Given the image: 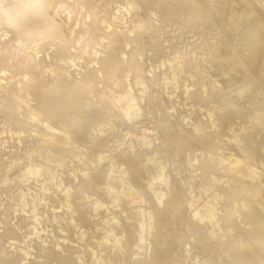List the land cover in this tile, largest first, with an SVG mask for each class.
Returning a JSON list of instances; mask_svg holds the SVG:
<instances>
[{
  "label": "rangeland",
  "instance_id": "374dc122",
  "mask_svg": "<svg viewBox=\"0 0 264 264\" xmlns=\"http://www.w3.org/2000/svg\"><path fill=\"white\" fill-rule=\"evenodd\" d=\"M197 1L180 0L176 7L175 0H49L47 14L58 23L61 42L33 37L28 50L15 41L13 27L2 30L0 17V264H59L63 258L73 264H144L149 258L151 264H264V247L252 239L264 236V0ZM93 33L90 48L84 47L83 37ZM117 63L124 82L111 76ZM129 87L134 97L149 92L134 107L142 116L120 119L121 108L105 116L106 101ZM69 100L78 107H68ZM34 112L39 116L31 118ZM236 156L258 166L255 173L249 164L240 166L246 190L237 218L226 224L233 205L228 195L244 187L229 174ZM142 167L140 179L126 173ZM108 185L130 199L114 206ZM156 191L164 196L159 205ZM139 196L144 201L135 203ZM210 204L212 218L205 214ZM156 212L143 246L164 223L169 242L141 250L139 223ZM249 217L257 224H247ZM248 238L249 249L229 251L232 242Z\"/></svg>",
  "mask_w": 264,
  "mask_h": 264
},
{
  "label": "bare ground",
  "instance_id": "6f19581e",
  "mask_svg": "<svg viewBox=\"0 0 264 264\" xmlns=\"http://www.w3.org/2000/svg\"><path fill=\"white\" fill-rule=\"evenodd\" d=\"M6 1H9V4H8V6H4L3 4H4V2H6ZM176 2H175V6L176 7H178L179 5H180V0H175ZM233 1V0H232ZM242 1V0H241ZM189 2L191 3V4H196L198 1L197 0H189ZM234 4V3H233ZM235 5V4H234ZM48 6H49V0H0V17H1V19L3 20V25L4 26H2V30H5L6 28H9V27H13V29H15L19 34L17 35L18 37L15 39V41H17L18 42V44L19 45H23L24 46V48L26 49V50H28V49H30V48H32V46L31 45H28V40H30L31 38H33V37H43V38H51V39H54V40H60V42H61V39H62V37H61V35H60V33H59V29H58V23L53 19V18H51V17H49V15L47 14V8H48ZM70 9V8H69ZM71 10V9H70ZM212 10V9H211ZM252 11H253V9H252ZM231 12V11H230ZM94 14V13H93ZM95 18V17H94ZM21 21H23V22H21ZM224 28V27H223ZM229 30V29H228ZM92 31V30H91ZM229 32V31H228ZM90 33V32H89ZM92 33V32H91ZM226 33V32H225ZM233 34V33H232ZM231 34V35H232ZM93 35H94V33L93 34H90V35H86V36H84L83 37V45H84V47H88L89 46V48H90V43H93V42H91V41H93ZM215 37V36H214ZM232 37V36H231ZM209 40V39H208ZM225 41V40H224ZM216 42H217V40H216ZM113 43V42H112ZM208 43V42H207ZM211 43V42H210ZM209 43V44H210ZM221 43H223V42H221ZM232 43V42H231ZM238 43V42H237ZM236 43V44H237ZM235 44V43H234ZM208 45V44H207ZM215 45V44H214ZM224 45V44H223ZM251 45V44H250ZM139 46V45H138ZM235 46V45H234ZM20 47V46H19ZM229 48H230V46H228ZM212 48V47H211ZM215 48V47H214ZM227 48V47H226ZM206 49V48H205ZM209 49V48H208ZM218 49L220 50V47H218ZM240 49V48H239ZM238 49V50H239ZM9 51L11 50V48H9L8 49ZM85 50H87V49H85ZM91 50V49H90ZM213 50V49H212ZM217 50V49H216ZM218 51V50H217ZM216 51V52H217ZM256 51V50H255ZM87 52H88V50L86 51V54H87ZM7 53V52H6ZM13 53V52H12ZM204 53V52H203ZM209 53V52H208ZM232 53V52H231ZM9 54V53H8ZM85 54V53H84ZM236 54V53H235ZM240 54V53H239ZM244 54V53H243ZM111 55V54H110ZM219 55V54H218ZM217 55V53H216V56H218ZM225 55H227V54H225ZM231 56H232V54H230ZM237 55V54H236ZM256 55H258L257 54V51H256ZM4 56V55H3ZM7 56V55H6ZM19 56H21V55H19ZM22 56L25 58L26 56H27V54L25 53V54H22ZM228 56V55H227ZM22 57V58H23ZM133 57H135L134 56V54H133ZM224 57V56H223ZM230 57V56H229ZM8 58V57H7ZM250 58H252L251 57V54H250ZM20 59V58H19ZM26 59H28V58H26ZM108 59V58H107ZM0 60H1V58H0ZM105 60V59H104ZM254 59H252V61H253ZM134 61V60H133ZM228 61V60H227ZM2 63H3V61H1ZM137 62V61H136ZM229 62H232V60L231 61H229ZM247 62V61H246ZM101 63H103V61L101 62ZM119 63H120V61H119ZM233 63V62H232ZM138 64V63H137ZM29 65V64H28ZM28 65H26V66H28ZM31 65V64H30ZM117 65H119L118 63H117ZM228 65V64H227ZM114 66H116V64L114 65ZM134 66V65H133ZM230 66V65H229ZM235 67H236V65H234ZM233 66V67H234ZM237 66H239V65H237ZM242 65H240V67H241ZM21 67H24V65L23 66H21ZM29 67V66H28ZM232 67V68H233ZM240 67H237V68H240ZM208 68V67H207ZM242 68L244 69V67L242 66ZM252 68V67H251ZM137 69V68H136ZM228 69V68H227ZM235 69V68H234ZM233 69V70H234ZM241 69V68H240ZM243 69H241V70H243ZM125 70V69H124ZM123 70V68H122V66L121 65H119V66H117V67H115V70H114V72L112 73V75L111 76H115L116 77V75L118 76H121V81H123L124 82V78H125V73L123 72L124 71ZM132 70H133V68H132ZM230 70H231V68H230ZM108 71V70H107ZM133 71H135V70H133ZM245 71V70H244ZM228 72V71H227ZM233 72V71H232ZM246 72V71H245ZM248 72V71H247ZM246 72V73H247ZM107 73V72H106ZM109 73V72H108ZM107 73V76H105L106 77V79H107V77H109V79H111V77L110 76H108L109 74ZM236 73V72H235ZM237 74V73H236ZM34 75V74H33ZM118 76V77H119ZM114 77V78H115ZM96 79V78H95ZM95 79H94V81H95ZM113 79V78H112ZM88 80V79H87ZM92 80V79H91ZM97 80V79H96ZM108 80V79H107ZM116 80H118V79H116ZM262 80V79H261ZM90 82V81H89ZM115 82V81H114ZM116 83V82H115ZM118 83H119V80H118ZM122 83V82H121ZM138 83H141V81H140V79H137L136 80V84H138ZM36 85V84H35ZM117 85H120V84H117ZM250 85H252V84H250ZM118 87V86H117ZM32 88V87H31ZM20 89V88H19ZM33 89V88H32ZM248 89H249V86H244L241 90H240V93L241 94H244L245 92H247L248 91ZM16 90H18V88L16 89ZM22 90V89H21ZM213 91V90H212ZM19 92V91H18ZM30 92H32V91H30ZM52 92V91H51ZM14 93V92H13ZM16 93V92H15ZM21 94V93H20ZM148 94H149V92H148V90L147 89H143V91L139 94V95H137V96H132V87H129L125 92H123L121 95H119V96H117V97H113V98H109L107 101H106V106L105 107H107L106 109H107V112H104L105 114L107 113L108 115H110L111 117L112 116H114V114H115V110H118V109H120L121 108V110L116 114L120 119H124V120H134V119H138V117H141L139 114H137V113H135V111H134V107L138 104V103H140V102H142L147 96H148ZM211 94V93H210ZM18 95V94H17ZM212 95V94H211ZM217 95V94H216ZM198 96V95H197ZM211 97V96H210ZM58 98V97H57ZM65 100H67V99H65ZM127 100H131L132 102H130V104L128 105V106H126V107H124L123 105H124V103L127 101ZM27 101V100H26ZM55 101V100H54ZM58 102V101H57ZM203 102V101H202ZM214 102V101H213ZM9 103H11V102H9ZM65 103H66V105L68 106V107H71V108H76V107H78V101L77 100H73V101H65ZM225 103V102H224ZM219 104V103H218ZM11 106V105H10ZM40 106V105H39ZM42 106V105H41ZM47 106V105H46ZM218 106V105H217ZM138 107V106H137ZM222 107V106H221ZM38 109H39V107H38ZM67 109V108H66ZM137 109V108H136ZM163 109V108H162ZM41 111H42V109H41ZM68 111V110H67ZM16 113H18V112H16ZM39 114V113H38ZM37 113H32L31 115H30V117L31 118H35V117H38L39 115H38ZM48 113L47 112H45V113H43V116H41L44 120H45V122L49 119V117H48V115H47ZM59 114V113H58ZM67 114V113H66ZM107 114L105 115V116H107ZM101 115H102V113H101ZM60 116V115H59ZM166 116V115H165ZM228 116H229V114H228ZM257 116V115H256ZM104 117V116H103ZM258 117V116H257ZM101 119H103V118H101ZM51 120V119H50ZM72 120V119H71ZM256 120V119H255ZM87 122V121H86ZM89 123V122H88ZM163 123L165 124V127H169L170 126V120L168 119V118H166L165 120H163ZM69 125L70 126H74V123L71 121L70 123H69ZM86 125H87V123H86ZM182 128V127H181ZM253 129V128H252ZM183 130V129H182ZM178 130H176V132H177ZM215 131V130H214ZM231 132V131H230ZM186 133H188L187 131H186ZM212 133V132H211ZM224 135V134H223ZM164 135L162 134V137L160 136V140L163 142V137ZM197 136V135H196ZM187 138H188V136H186ZM185 137V138H186ZM205 137H207V136H205ZM61 140L60 141H62V138H60ZM64 139V138H63ZM59 140V139H58ZM65 140L67 141V139L65 138ZM184 140H186V139H184ZM64 141V140H63ZM47 142V141H46ZM51 142H52V140H51ZM185 142V141H184ZM183 142V143H184ZM62 143V142H61ZM64 143H66V142H64ZM68 143V142H67ZM66 143V144H67ZM218 143H219V141H218ZM63 144V143H62ZM221 144V143H220ZM54 145V144H53ZM59 146H60V144H58ZM165 146V145H164ZM163 146V147H164ZM54 149V148H53ZM56 151V150H55ZM214 152V151H213ZM229 152V151H228ZM57 153V152H56ZM61 153V152H60ZM59 154V153H58ZM130 154V153H129ZM176 155H177V152L176 151H174V152H171L170 154H168V156H169V161H170V164H171V166L173 165V163H174V159H175V157H176ZM166 156V155H165ZM100 158V157H99ZM249 157H244V158H242V157H240V156H236V158H235V165L234 166H232V167H230V169H229V174H230V177H232V178H234L235 179V181L237 182V184H241V185H243L244 187H242V188H238V187H236V186H234L233 188H232V190H231V192H230V194L228 195V198L231 200V203L233 204L232 205V209L231 208H229L228 209V216L225 218V222H226V224L227 223H233L234 221H235V219L237 218V209H236V205H237V203L239 202V200H243L242 199V196H243V192L245 193V190H246V184H244L243 183V179H244V177H245V174H244V172H242V171H239V168H240V166H242V165H245V164H249V170H250V172L251 173H255L256 172V169H255V167L256 166H258V165H256L255 164V162L257 161H255L254 163H253V161L251 160V158L250 159H248ZM58 159H60L59 157H58ZM166 159H167V156H166ZM254 159V158H253ZM202 160V159H201ZM255 160V159H254ZM219 161H221V159L219 160ZM60 162V164H61V161H59ZM141 162V161H140ZM204 160H202V162H201V164L203 165L204 163ZM226 162H228V160L226 161ZM226 162H224L223 164H225ZM145 163V162H144ZM168 163V162H167ZM210 163V162H209ZM212 163V162H211ZM218 163V162H217ZM216 163V164H217ZM175 164V163H174ZM220 164H221V162H220ZM228 164V163H227ZM256 166H255V165ZM258 164V163H257ZM261 164L264 166V161H261ZM142 165V164H141ZM144 165V164H143ZM226 165V164H225ZM203 167V166H202ZM205 167V166H204ZM209 168H212V167H210V166H208ZM217 167V166H216ZM220 167V166H219ZM218 167V168H219ZM223 166H221L220 168H222ZM258 168V167H257ZM131 169V168H130ZM206 169H208V168H206ZM215 169H217V168H215ZM238 169V170H237ZM39 170L40 169H38V171H37V174L39 173ZM210 170H212V169H210ZM218 171H219V169H217ZM203 171H205V173H206V170H203ZM208 171H209V169H208ZM207 171V173L209 174V176H210V178L212 177L213 178V176H214V172H208ZM144 172H145V167H142V168H138V169H136V170H134V171H131V170H129L128 172H126V173H128V175L129 174H134L135 175V177H137L138 179H140V177H141V175H143L144 174ZM178 173V175H182L183 174V171H178L177 172ZM132 177V176H131ZM208 177V176H207ZM191 180V182H190V184L191 185H194V180H195V177H191L190 178ZM128 181H130V180H128ZM205 181V180H204ZM208 181H209V179H207L206 181H205V183H203V186H202V190H203V192L205 193V191L206 190H208ZM161 182L162 183H167V177H164V176H161ZM208 184H207V183ZM87 185V186H86ZM152 185H154L153 183H150L149 185H148V187H150V186H152ZM85 186L86 187H89V184H85ZM144 189H146V187H144V186H141V190H144ZM250 190V189H249ZM106 193L111 197V201H112V204L114 205V206H117L118 204H120V202L121 201H124L125 199H130V197L129 196H127V193H126V195L124 194V192H122V191H119V190H117L116 188H114V187H112V186H109L108 185V187H107V189H106ZM172 193V192H171ZM129 194V193H128ZM132 194V193H131ZM155 194H156V205H159L161 202H162V200H163V198H164V196L162 195H159L158 194V192L156 191L155 192ZM183 194V193H182ZM186 194V193H185ZM174 195V194H173ZM131 196V195H130ZM177 196V195H176ZM131 198L133 199V197L131 196ZM185 198V197H184ZM136 202L135 203H137V202H143L144 201V197L143 196H139V197H136L135 199H134ZM133 200V201H134ZM196 201H192L191 203L193 204V203H195ZM184 203V202H183ZM257 204H258V202H256ZM174 205V204H173ZM177 205V204H176ZM175 206V205H174ZM169 212H170V217H175V215L179 212V209H178V207H176V208H170L169 209ZM214 212H215V208L213 207V205H208L207 206V208H206V211H205V214H206V216L208 217V218H212L213 217V215H214ZM198 215H199V213L198 212H196V214L194 215V217L195 218H197L198 217ZM149 216H150V218H149V220L147 221V223H142V222H138L139 223V225L141 226V231H140V233L135 237V244L137 245V244H139L140 245V247H141V250H142V247H143V250L144 251H148V249H149V247L153 244L155 247L156 246H158V243H168L169 242V230H168V228H165V223H164V227L163 228H161L157 233H155L154 234V238H153V241L151 242V243H149L148 245H146L145 247L143 246V240H144V236H145V234L146 233H151L152 232V229H153V224H154V221L156 220V219H159V213H154V214H149ZM193 217V218H194ZM169 219V218H168ZM172 219V218H171ZM168 221V220H167ZM134 223V222H133ZM246 223L247 224H249V225H253V224H257L254 220H253V218H251V217H249V218H247V220H246ZM260 224H262V223H260ZM119 225V224H118ZM180 228V227H179ZM217 234V233H216ZM248 235V234H247ZM108 237H109V233H107L106 235H105V237H104V239L105 240H107L108 239ZM111 239V238H110ZM252 239H254V241H255V244L258 246V247H264V236H263V234H261L260 232H259V235H257V236H255L254 238H252ZM249 240H250V238H248L247 240H239V241H234V242H232L231 243V245H230V247H229V251L231 252V253H236L237 252V250L239 249V248H247V249H249ZM230 242V241H229ZM108 243V242H107ZM175 243V242H174ZM114 245H115V243H113ZM229 244V243H228ZM122 245V238H117V240H116V246H121ZM159 247V246H158ZM219 249V248H218ZM117 252V251H116ZM161 252H163L162 251V249H161V247H160V253ZM118 253V252H117ZM4 254H5V252H4ZM44 254V253H43ZM5 255H8V254H5ZM114 255V254H113ZM152 255V254H151ZM119 256V255H118ZM2 257H4L3 256V253L2 254H0V258H2ZM46 258V257H45ZM70 259V258H69ZM252 260V261H254V259L252 258L251 259V257L250 256H244L243 257V259L242 260ZM256 259V258H255ZM9 261V260H8ZM151 261H152V259L151 258H149L148 259V261L146 262V263H144V264H151ZM256 261V260H255ZM7 262V261H6ZM42 262V261H41ZM240 262V261H239ZM75 263V262H74ZM110 263V262H109ZM1 264H3V263H1ZM12 264V263H11ZM13 264H18L17 262H14ZM38 264H47V263H38ZM59 264H73L71 261H69L67 258H63V259H61L60 261H59ZM234 264H240V263H234ZM254 264V263H253Z\"/></svg>",
  "mask_w": 264,
  "mask_h": 264
}]
</instances>
